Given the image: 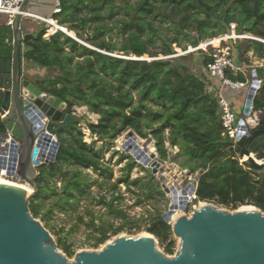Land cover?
<instances>
[{
	"label": "trees",
	"instance_id": "1",
	"mask_svg": "<svg viewBox=\"0 0 264 264\" xmlns=\"http://www.w3.org/2000/svg\"><path fill=\"white\" fill-rule=\"evenodd\" d=\"M59 1L61 11L54 14L57 23L78 38L81 30L94 23L92 34L85 39L91 48L60 30L45 39L43 27L25 36L22 57L44 72L35 84L48 95L61 98L66 103L64 113L73 106H86L88 112L98 115L97 122H88L87 128L92 135L102 138V146L96 148L94 142H84L77 123L65 127V136L57 133L60 148L56 163L38 169L37 191L28 205L31 215L48 226L54 210L65 214L75 210L80 196L90 195L92 183L99 187L107 183L110 190L124 183L144 191L147 197H162L156 185L130 180L129 173L135 166L131 158L122 170L125 173L111 182L113 170L101 161L104 149L107 141L115 140L129 129L143 139L151 136L161 160L176 162L190 173L200 172L192 202L218 204L231 210L250 205L264 212V172L256 173L241 165L232 140L222 134L215 92L207 85L210 81L213 83L207 69L210 57L206 54L171 56L175 47L185 49L188 44L196 45L226 33L232 22L236 23L237 32H247L264 40V0ZM103 8L106 18L122 15L114 20L116 35L121 37L119 42L101 37L104 29L101 22L105 17L100 10ZM229 46L235 66L249 65L248 52L264 59L261 41L243 39L229 42ZM115 52L122 56L114 55ZM144 55L154 59H132ZM225 74L232 80L245 79L242 72L233 74L227 70ZM256 74L262 76V69L256 68ZM252 106L253 111L260 112L258 123L264 126V79ZM165 140L170 147H178L174 156L168 157ZM256 156L264 159V147ZM125 158L121 156L119 161ZM88 168L101 177V182H88V174L84 172ZM57 176L61 182L59 189L53 182ZM120 200L121 196L117 195L109 201L100 197L95 202L125 218L117 208ZM86 214L89 215L86 225L92 230L87 236L94 248L110 235L140 231L138 222L143 221L147 225L143 230L155 237L163 253H174L171 225L160 212L134 220L133 224L124 221L118 226L107 220L96 224L93 212L87 210ZM77 219L84 222L81 215ZM62 239L58 237L56 246L71 257L75 252Z\"/></svg>",
	"mask_w": 264,
	"mask_h": 264
},
{
	"label": "water",
	"instance_id": "2",
	"mask_svg": "<svg viewBox=\"0 0 264 264\" xmlns=\"http://www.w3.org/2000/svg\"><path fill=\"white\" fill-rule=\"evenodd\" d=\"M28 2H21L12 24H0V122L3 127L0 176L16 175L21 184L30 188L0 183V264H264V212L250 205L246 206L252 210L240 206L228 211L202 202L189 216L182 214L173 220L175 210H184L189 197L195 194L196 186L192 182L184 188L179 186V181L188 179L190 172L167 173L156 152L149 151V145L154 144L152 137L148 136L139 145V137L131 129L119 146L157 174L161 189L170 201L162 217L178 238L176 252L173 255L161 252L157 240L149 233L117 235L98 250L77 251L72 260L58 250L49 231L31 215L28 205L37 191L38 169L56 163L60 144L52 139V134L65 133V127L79 124V119L75 107L64 113L66 104L61 98L43 92L23 70L22 42L26 34L20 24ZM258 88L253 72L242 111L237 116L243 130ZM44 118L48 119L46 123L42 122ZM97 140L101 142L102 138ZM262 147L264 128L254 127L240 132L234 150L241 165L263 173L264 159L253 156ZM175 166L170 165L171 169ZM199 176L200 172L194 177L195 183Z\"/></svg>",
	"mask_w": 264,
	"mask_h": 264
},
{
	"label": "rangeland",
	"instance_id": "3",
	"mask_svg": "<svg viewBox=\"0 0 264 264\" xmlns=\"http://www.w3.org/2000/svg\"><path fill=\"white\" fill-rule=\"evenodd\" d=\"M100 13L102 14V16L105 17V19L102 20V22H101L104 24L103 34H101V37H103L105 40H109L110 38H112L114 41L119 42L121 40V37L116 35V28H115L116 23L114 20H115V18L121 17L122 15L121 14L115 15V17H113L112 19L106 18V11L104 8L102 10H100ZM80 16H82V15H80ZM55 22H57V20ZM43 24H45V28H46L45 33H44V38L49 39V37L52 36L57 30L55 28H53V26L50 27V25H48L47 23H43ZM57 25H59V24L57 23ZM93 25H94V23H91L90 28H86V30H83V31L81 30V33H80L81 37L80 38H78L73 31H72V33L71 32L70 33L72 34L73 38H75V40H77L80 44L83 43L87 46H90L87 42H85V39L87 37H89L90 34H92L91 26H93ZM59 26H60V28L58 30H60V31L62 30L61 27L65 28V26H62V25H59ZM62 32L67 35V33H65V31H62ZM236 42H241V40L240 41L237 40L233 43H236ZM177 49H182V48H180V47L174 48L175 51ZM190 54H192L193 56H203V53H201V52H194V53H190ZM114 55L122 56L121 53H119V52H115ZM141 58L143 60L144 59H146V60L154 59L152 57H149L148 55H144ZM158 58H161V56H159ZM25 66H26L27 70L30 69V67L34 68L33 73H31V74L27 73V77L32 81H36L39 77L44 75L43 71L36 69L34 64H32L30 62L27 63V65H25ZM46 72H49V70ZM211 79L217 80L215 78H211ZM248 79H249L248 82L243 87L245 89V91H244L243 97L241 98L242 104H241V100L239 98V95H240L239 90H231L229 92L230 95L228 96V99L232 103L233 110L238 115L242 111V107H243V103H244V100L246 97V93H247V90L251 84V78L249 76H248ZM209 83L210 84H207V85L208 86L212 85V87H213L212 81H210ZM213 89H215V88L213 87ZM213 89H211V90H213ZM73 107L77 108L75 111L76 116L79 119V124H77V128H79L81 130L83 141L86 142L87 144L94 142L95 147L100 148L102 146V141L101 142L98 141L97 136L92 135L87 128L88 122H93V123L97 122L98 115L88 112L86 106H73ZM258 116H260L259 113H257V117ZM251 117H253L252 113H251ZM85 129L88 130L87 131L88 135H85ZM127 131L128 130L121 132L116 137L115 140L107 141L108 146H106L104 149V154H103V158L101 159V161L103 164L109 165L113 170L111 182H114L118 177H120L123 173H125L122 170L126 164V161L131 158L134 160L135 166L132 168V170L129 173L130 180L138 179L142 184H145V185L149 182V183H152L153 185H156L157 187H159L161 189V185H160L161 182H160L157 174H153L149 167H145L141 163L136 162L135 159L131 155L124 153L122 151V149L120 148L119 142L124 141L123 140L124 135ZM63 135L65 136L66 132ZM164 135L166 137L168 135L167 132H165ZM140 139L142 141L144 140L143 138L139 137V140H138L139 143H141ZM164 145L167 148L168 157H170L172 155L174 156L178 152V147H170L169 143L166 140L164 142ZM149 147L152 148V151L154 150L156 152L157 160H159L161 162V164L164 165L167 173H169L170 171H173V172L176 171L175 173L177 175H179L180 171L188 170V169H182L178 163L172 162L168 159L167 160H161L158 156V153H157V150L155 147V143L149 145ZM235 154H236V152H235ZM121 156H125L126 158L121 159V161H119ZM253 156L257 158L256 154H253ZM236 157H238L237 154H236ZM258 160H261V159H258ZM171 164L176 165L175 169H171V167H170ZM65 166L66 165H64L63 168H65ZM84 172L86 174H88V178H89L88 182L95 181V180L98 183L101 182V177L99 175H97L92 170V168L85 169ZM198 173H199V171H196L195 173H190L188 179H186L184 181H179L180 188H184L188 182H192L193 184H195L194 177ZM169 181H170V178H169ZM53 182H54V185H56V188L59 189L61 186L60 177H58V176L55 177L53 179ZM101 190L102 191L106 190V192H108V193H109V191H114L118 195L121 196L122 200H120L117 203V206H118L117 208L122 210L123 214H125V218H122V216L119 214L110 213L108 211V209L106 208V206L101 205V204L98 205L95 202L96 198L94 197V199H93V196H95L96 193H100ZM161 191H162V189H161ZM90 192L91 193L89 196H85V195L80 196V198L77 201V205H76L75 210H71V212H69L68 214L60 212L58 210H54L53 215L49 221V225L46 227L44 226V223L41 222V220L36 218L49 231V233H50V235H51V237L55 243H56L58 237H61V238H63L62 240H64L67 245H69V246H71V248H73L75 253L77 251H80V250H98L107 241H111L117 235L136 236L139 234L147 233L143 230L144 227L147 226L146 223L143 221H140V222H138V224L141 227L140 231L132 232V233L122 231V232H120L114 236L110 235L109 238L104 243H102L98 247L94 248L90 245L92 241L90 242V239L87 236L90 232H92L91 228L87 227V225H86V222H88V220H89V215L86 214L87 210H90L96 216V219L94 220V222L96 224H99L101 220H107L110 223H112L114 226H118L124 221L128 222L129 224H133L134 220H137L140 218H147V216H149V214H151V213L154 214L156 212H160V213L164 214L167 211L169 203H170L169 199L167 198L166 194L163 191H162V193H163L162 197H159L157 195H155L154 197H147V196H145V194H143L144 191H141L137 187L131 186V185L129 187H127L124 185V183L117 184V187L115 190H110L109 185L107 183L101 187H99V185L97 183H92V185L90 187ZM138 198H140L141 201H138ZM201 203L202 202H189L187 204V206L184 208V210L176 209L175 214L173 215V219H174V217H177V216L182 215V214H186L189 216L192 213L193 208L199 207ZM210 204H212L215 207L222 209V210L233 211L231 209L225 208L222 205L213 204V203H210ZM77 215H81L84 222L79 221L77 219ZM172 236H173V239L175 240V250H174V253H175L177 250L178 238H176L173 234H172ZM157 248L161 252H163V250H162L163 247L160 246L158 244V242H157ZM58 250L63 255H65V253H63V251L61 249L58 248ZM74 254L71 257H68V259L72 260L74 258ZM173 254H171V255H173ZM167 255H169V254H167Z\"/></svg>",
	"mask_w": 264,
	"mask_h": 264
},
{
	"label": "built area",
	"instance_id": "4",
	"mask_svg": "<svg viewBox=\"0 0 264 264\" xmlns=\"http://www.w3.org/2000/svg\"><path fill=\"white\" fill-rule=\"evenodd\" d=\"M23 0H0V14H5L7 16V23L12 24L14 17L17 13H19V7ZM60 2L57 0L55 3V7L53 9V14L60 13ZM23 15H27L24 11ZM43 22L50 25V27H54L53 17L42 18ZM57 23V22H56ZM60 26H56L55 29L58 30ZM243 39H255L261 42L264 40L254 37L245 32H237L236 31V23L232 22L229 24V28L226 33L219 34L217 36L207 38L198 42L196 45L188 44L185 49H177L172 57H177L180 55H186L194 52H201L210 57V62L207 64L208 74L211 78H215L219 81L220 86L218 89H215V97L217 99L218 107H219V117L221 121V125L223 127V135H227L233 143V148L237 139L239 138L240 132L244 130H250L257 126L259 121V116L257 117V113L259 111H253V106L251 112L244 119L245 129L241 128L236 112L233 110L232 104L228 97L226 96L225 89L228 90H239L245 86V82L240 80H232L226 76V71L230 70L235 74L236 72L242 71L239 66H235L232 62L231 51L229 42H235L237 40ZM258 84L260 85L261 80L257 79ZM209 89H213L212 85ZM251 113L253 117H251ZM47 118L42 120L43 123L47 122ZM52 139L58 141L57 136L52 134ZM240 159L238 158V161ZM240 163V161H239ZM241 164V163H240ZM3 178L20 183V179L16 175L7 176L3 175ZM102 191V190H101ZM100 193H96V200L100 197H104L107 201L111 200L113 196H117L118 194L114 191L106 192L102 191ZM195 199V194L189 197V202H192ZM117 201L114 200V203Z\"/></svg>",
	"mask_w": 264,
	"mask_h": 264
},
{
	"label": "crops",
	"instance_id": "5",
	"mask_svg": "<svg viewBox=\"0 0 264 264\" xmlns=\"http://www.w3.org/2000/svg\"><path fill=\"white\" fill-rule=\"evenodd\" d=\"M56 1L57 0H29V2L27 4V7L25 9V12L27 13V15H23V17L21 19V24H20L23 32L26 35L32 34V33H36L41 28L45 27V24H43L45 22H43L42 18H49V17L56 18L55 17L56 15L53 14V9L55 7ZM54 20L56 21L57 18L54 19ZM2 23H7V16L5 14H0V24H2ZM70 32L72 33V31H70ZM245 33H247V32H245ZM248 34H250V33H248ZM252 40H255V39H252ZM23 51H24V43L22 42V54H23ZM247 60L249 62V65H242V66H240L241 67V70H242L240 72H242L243 77L245 78L243 82L247 83L248 80H249L248 79V76L251 78L252 75H253V72L255 73L257 79H259V80L262 79L263 80L264 79V59L263 58L256 57L252 52H248L247 53ZM22 64H23V70H24V72L30 73V74L33 73L34 68H31L30 67V69H28V70L26 69V66L25 65H27V61L24 60L23 57H22ZM256 68L257 69H262V76H259V77L257 76V74H256ZM32 82H34V84H35V81H32ZM212 84H213V87L215 89H218L219 86H220L218 80H213V83ZM239 91H240L239 98L241 100V98L243 97V94H244L245 89L244 88H241V89H239ZM227 94H228V96L230 95L229 93H226V96H227ZM241 104H242V100H241Z\"/></svg>",
	"mask_w": 264,
	"mask_h": 264
},
{
	"label": "bare ground",
	"instance_id": "6",
	"mask_svg": "<svg viewBox=\"0 0 264 264\" xmlns=\"http://www.w3.org/2000/svg\"><path fill=\"white\" fill-rule=\"evenodd\" d=\"M53 24H54V27L53 28H55L56 26H59V25H57V23L55 22V21H53ZM62 28V30L63 31H65L67 34H69L70 36H72V34L67 30V29H65L64 27H61ZM73 37V36H72ZM133 58V57H132ZM77 109V108H76ZM79 110V109H78ZM87 131L88 130H86L85 129V135H88V133H87ZM88 138V137H87ZM90 138V137H89ZM124 140V139H123ZM140 141L141 142H143L141 139H140ZM138 144L140 145L141 143H139L138 142ZM149 151H152V148L151 147H149ZM244 158H246L245 156H244ZM174 172H176V171H174ZM0 183H8V184H17V185H19V186H23L24 188H26L27 190H30V188L27 186V185H23V184H21V183H15V182H12V181H10V180H7V179H5V178H3L2 176H0ZM203 203H201L200 204V206L202 205ZM242 209H245V210H252L253 208L252 207H249V206H244ZM178 215V214H177ZM178 217V216H177ZM176 217H174V219H175ZM173 219V220H174Z\"/></svg>",
	"mask_w": 264,
	"mask_h": 264
},
{
	"label": "flooded vegetation",
	"instance_id": "7",
	"mask_svg": "<svg viewBox=\"0 0 264 264\" xmlns=\"http://www.w3.org/2000/svg\"><path fill=\"white\" fill-rule=\"evenodd\" d=\"M257 127H259V128H264V126L263 125H260L259 123L257 124V126H256V128ZM263 149V147L259 150V151H261Z\"/></svg>",
	"mask_w": 264,
	"mask_h": 264
}]
</instances>
